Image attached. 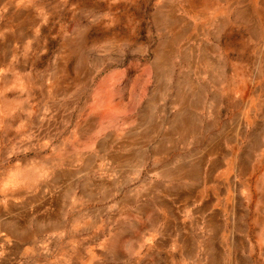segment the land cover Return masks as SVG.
I'll return each mask as SVG.
<instances>
[{"label":"rangeland","instance_id":"rangeland-1","mask_svg":"<svg viewBox=\"0 0 264 264\" xmlns=\"http://www.w3.org/2000/svg\"><path fill=\"white\" fill-rule=\"evenodd\" d=\"M154 109L176 155L206 150L210 170L222 153L212 169L238 174L219 247L199 227L195 264H264V0H0V168L13 141L80 156ZM97 250L76 264H103Z\"/></svg>","mask_w":264,"mask_h":264},{"label":"crops","instance_id":"crops-1","mask_svg":"<svg viewBox=\"0 0 264 264\" xmlns=\"http://www.w3.org/2000/svg\"><path fill=\"white\" fill-rule=\"evenodd\" d=\"M149 118L109 129L80 156L72 142L64 156L60 146L46 154L45 139L11 142L0 168V264H76L95 247L103 264L121 262L115 249L126 264H135V250L178 252L195 264L189 251L199 227L218 243L238 174L212 169L222 153L210 159L212 170L206 150L176 155L162 116L154 109Z\"/></svg>","mask_w":264,"mask_h":264}]
</instances>
